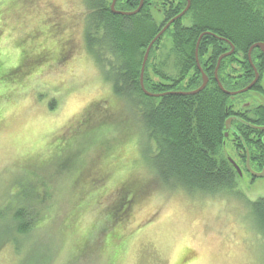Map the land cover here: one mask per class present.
I'll return each instance as SVG.
<instances>
[{
    "label": "rangeland",
    "instance_id": "obj_1",
    "mask_svg": "<svg viewBox=\"0 0 264 264\" xmlns=\"http://www.w3.org/2000/svg\"><path fill=\"white\" fill-rule=\"evenodd\" d=\"M6 1L0 30L15 33L0 51V212L21 202V181L37 183L39 200L35 213L24 207L35 224L28 234L1 239L9 230L0 219V264H264V238L248 209L264 196V177L240 176L226 195L164 186L137 113L117 102L84 45L81 0H15L16 10ZM42 19H59L55 39H67L68 57L14 86L21 49L12 41L35 25L50 35ZM41 38L34 40L45 45ZM160 44L166 55L169 39Z\"/></svg>",
    "mask_w": 264,
    "mask_h": 264
},
{
    "label": "trees",
    "instance_id": "obj_2",
    "mask_svg": "<svg viewBox=\"0 0 264 264\" xmlns=\"http://www.w3.org/2000/svg\"><path fill=\"white\" fill-rule=\"evenodd\" d=\"M110 1L81 0L84 7L80 16L82 38L102 76L111 85L113 96L120 98L119 101L115 100L121 104L124 100L137 113L146 139L152 143L151 165L160 183L166 187H181L188 193L200 191L208 196L232 194L238 185L239 176L226 157L231 156L227 153L228 143L223 132L226 98L210 76L221 51L217 47L220 41L203 36L198 48L201 53L205 49L203 45L212 47L207 60L210 71H205L212 84L208 82L201 91L193 94L146 95L139 83L145 48L164 21L182 8L185 0H175L177 3L174 0H165L164 3L144 0L139 11L130 16L112 13ZM6 2L7 9L14 6L16 10L20 7V4L16 6L15 0ZM138 4L139 0H116L114 7L116 10L131 11ZM155 7L160 9L162 13H159L165 18L158 23L151 16ZM187 20L195 27L181 26ZM40 21L43 28L50 30V35L42 31V26L35 25L32 29L23 30L25 34L12 41L21 49L10 69L14 86H22L51 64L58 60L63 62L68 57L66 53L70 49L66 47L67 39L60 35L56 36L57 41L55 39L59 33V19ZM201 29H210L231 42H237L239 54L246 55L250 44L264 42V0H190L184 15L176 19L174 27L168 28L150 48L143 72V85L147 91L164 93L193 90L201 84L193 56L194 43ZM2 32L6 36H2ZM12 32L10 29L7 32L0 30V51L3 42L11 41ZM39 35L46 46L42 42H35L34 38ZM165 37L169 39V47L166 55H163L161 50L164 45L160 43ZM178 53L188 58L178 59ZM257 53L258 50H253L251 55ZM168 64L174 67L172 74L165 68ZM260 67L263 68L262 64ZM220 81L226 84L223 79ZM35 184V181L27 182V186L22 181L18 183L15 194L21 202L8 213L10 219L0 212V219H6L9 230L1 239L15 240L19 235L28 234L35 225L24 209H31V214L37 211L39 192ZM127 207L125 205L120 212L112 213L108 217L109 222H115ZM248 209L259 235L264 238V196L249 202ZM107 228L104 225L101 232Z\"/></svg>",
    "mask_w": 264,
    "mask_h": 264
},
{
    "label": "flooded vegetation",
    "instance_id": "obj_3",
    "mask_svg": "<svg viewBox=\"0 0 264 264\" xmlns=\"http://www.w3.org/2000/svg\"><path fill=\"white\" fill-rule=\"evenodd\" d=\"M159 2L164 3L165 0H159ZM173 2L177 3L175 0ZM156 4L157 3L154 5ZM186 4L187 0H185L182 8H180L176 14L167 18L165 21L163 20L164 23L160 26L159 30L163 28V26H165L171 18L181 12ZM184 13L182 15H184ZM176 19L168 24L165 31L168 30V28L174 27ZM181 26L185 28H193L195 27V24H193L190 20H187L181 24ZM201 33L202 35L199 42H197ZM203 36H210L220 41L216 43L218 49L221 51L216 58L215 66L210 76L213 78V82L217 84L219 90L226 98V115L223 120V132L224 137L227 139L228 147H230L233 155H227L226 157H231L238 166L241 174H239V172H237L235 167L232 165L239 177L245 176L248 178L249 182H252L257 177H264L255 175L264 169V42H253L248 47L246 55H243L238 52L237 42H231L226 37L218 35L210 29H201V31L197 34V39L194 43L193 56L195 68L198 70L201 80L203 81L202 75L207 77L206 84L208 82L209 84H212L205 72L210 71V66L207 64V60L211 55L210 52L212 51V47L210 45H203V48L205 49H201V53L198 52V48L201 45L200 40ZM76 43L77 42H75V44ZM255 43H260L263 45V48L254 46L251 50H249V48ZM83 44L84 43L82 42L81 45L84 47L86 42L84 45ZM206 47L209 48L206 49ZM253 50H258L259 53L251 55ZM186 58H188V56L180 55L178 53V59ZM261 64L263 66L262 69H260ZM168 67L172 69L171 71H168V73L172 74L174 67L170 65ZM257 68H259V70ZM188 76L189 75L187 74V77ZM221 79H223L226 84L223 85L220 81ZM219 84L222 88H220ZM180 91L185 92L191 90ZM228 118L230 119L228 122L229 128L225 126V120Z\"/></svg>",
    "mask_w": 264,
    "mask_h": 264
},
{
    "label": "water",
    "instance_id": "obj_4",
    "mask_svg": "<svg viewBox=\"0 0 264 264\" xmlns=\"http://www.w3.org/2000/svg\"><path fill=\"white\" fill-rule=\"evenodd\" d=\"M115 1L116 0H111L110 1V11L112 13H116V14H121V15H132L136 12L139 11V9L141 8L142 6V3H143V0H139V4L138 6L134 9V10H131V11H122V10H116L115 9ZM190 5V1L187 0V4L185 5V7L182 9L181 12H179L177 15H175L173 18H171L169 20V22H167V24H165V26H163V28H161L157 33L156 35L151 39V41L147 44L146 48H145V51H144V54H143V57H142V62H141V66H140V74H139V83H140V88L143 90V92L146 94V95H151V96H160V95H163V94H172V93H177V94H193V93H197L198 91L202 90L203 87L205 86L206 84V81H207V77L205 75H202V83L201 85L194 89V90H191V91H168V92H164V93H151L149 91H147L145 88H144V85H143V71H144V66H145V62L147 60V57H148V53L150 51V48L151 46L153 45V43L160 37V35L163 33V31L166 29V27L168 26V24L173 21L174 19L176 18H179L189 7ZM205 33V32H204ZM202 33L200 34L199 38L197 39V42H199V39L201 37ZM254 46H259V47H262L263 48V45H261L260 43H255L253 44L249 50H251L252 47ZM196 48H197V44H196ZM264 50V48H263ZM197 60V59H196ZM254 82V81H253ZM220 88L221 85L219 84ZM230 121V119H226L225 122H226V127L229 128V125H228V122ZM226 134V133H225ZM229 160V162L235 167V169L237 170V172H239V174H241L238 166L236 165V163L233 161V159L231 157H228L227 158ZM256 176H264V169L260 172V173H257L255 174Z\"/></svg>",
    "mask_w": 264,
    "mask_h": 264
}]
</instances>
